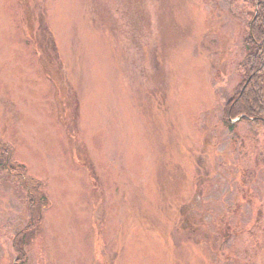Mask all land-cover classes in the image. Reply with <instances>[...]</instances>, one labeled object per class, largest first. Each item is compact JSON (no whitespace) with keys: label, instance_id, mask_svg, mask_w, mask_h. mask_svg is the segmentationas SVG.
I'll use <instances>...</instances> for the list:
<instances>
[{"label":"rangeland","instance_id":"1","mask_svg":"<svg viewBox=\"0 0 264 264\" xmlns=\"http://www.w3.org/2000/svg\"><path fill=\"white\" fill-rule=\"evenodd\" d=\"M254 10L0 0V264L32 222L25 264H264V114L222 120Z\"/></svg>","mask_w":264,"mask_h":264},{"label":"trees","instance_id":"2","mask_svg":"<svg viewBox=\"0 0 264 264\" xmlns=\"http://www.w3.org/2000/svg\"><path fill=\"white\" fill-rule=\"evenodd\" d=\"M251 1L255 5V10L252 13L248 33L245 37L247 55L251 57V61L246 64L245 71L250 70L251 74L253 70V73L236 89L234 96L226 103L222 118L224 124L233 131L237 128L238 121L254 118L256 121L260 113L264 114V0ZM239 116L242 118L234 122V118ZM12 156L13 148L9 143L2 141L0 143V168H6L11 172L23 168L21 164L14 161ZM21 175L24 177V172ZM33 229L32 222L26 235L18 233V240L13 242V248L18 254V259L13 264H25L27 262V242L30 241L29 238L32 241L31 233L28 235V231H34Z\"/></svg>","mask_w":264,"mask_h":264},{"label":"bare ground","instance_id":"3","mask_svg":"<svg viewBox=\"0 0 264 264\" xmlns=\"http://www.w3.org/2000/svg\"><path fill=\"white\" fill-rule=\"evenodd\" d=\"M241 118H242V116H240V117H236V118H234L233 121L235 122V121H237V120H239V119H241Z\"/></svg>","mask_w":264,"mask_h":264}]
</instances>
